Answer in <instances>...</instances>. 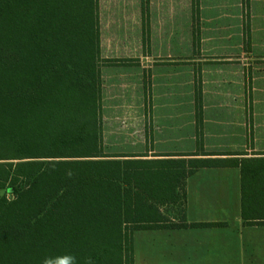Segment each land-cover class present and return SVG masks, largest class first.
Returning a JSON list of instances; mask_svg holds the SVG:
<instances>
[{
    "label": "trees",
    "instance_id": "obj_1",
    "mask_svg": "<svg viewBox=\"0 0 264 264\" xmlns=\"http://www.w3.org/2000/svg\"><path fill=\"white\" fill-rule=\"evenodd\" d=\"M99 61L97 0H0V264H134L135 232L221 227L186 221L200 169L239 168L264 226V158L103 156Z\"/></svg>",
    "mask_w": 264,
    "mask_h": 264
},
{
    "label": "rangeland",
    "instance_id": "obj_2",
    "mask_svg": "<svg viewBox=\"0 0 264 264\" xmlns=\"http://www.w3.org/2000/svg\"><path fill=\"white\" fill-rule=\"evenodd\" d=\"M97 3L103 156L233 153L212 147L205 112L264 110V0ZM180 235L135 232L134 264H207L184 261L204 236L187 233L183 251ZM226 236L240 244L216 264H264V229Z\"/></svg>",
    "mask_w": 264,
    "mask_h": 264
},
{
    "label": "crops",
    "instance_id": "obj_3",
    "mask_svg": "<svg viewBox=\"0 0 264 264\" xmlns=\"http://www.w3.org/2000/svg\"><path fill=\"white\" fill-rule=\"evenodd\" d=\"M148 20L145 15V22L148 23ZM146 31L148 37V26ZM222 111L207 110L205 112L204 132L215 137L212 147L233 151V153L211 154L213 158H264V110L245 112V114L244 112L234 114ZM208 148L211 150L210 145ZM243 191L245 192V182L242 181L239 168L200 169L186 180V221L189 224L218 223L223 226L151 232L181 234L180 236L184 238L183 243L177 244L184 247L183 251L187 245L185 241L187 233L204 236L200 238L203 239L202 241H197L196 246L204 250L201 253L194 251V257L190 256L184 261L193 259L207 264H216L219 261L227 262L231 257H234L233 247L239 246V240L219 238L218 236L227 237L226 233L235 228L244 229V231L251 228L264 229V226L248 225L242 218ZM180 261L178 259L177 262Z\"/></svg>",
    "mask_w": 264,
    "mask_h": 264
},
{
    "label": "clouds",
    "instance_id": "obj_4",
    "mask_svg": "<svg viewBox=\"0 0 264 264\" xmlns=\"http://www.w3.org/2000/svg\"><path fill=\"white\" fill-rule=\"evenodd\" d=\"M56 260L58 264H78L76 257L70 254L57 257ZM43 264H51V258H45ZM86 264H90V261H87Z\"/></svg>",
    "mask_w": 264,
    "mask_h": 264
}]
</instances>
